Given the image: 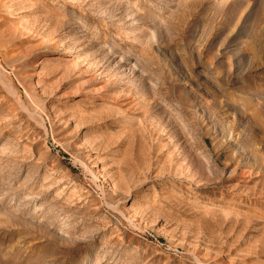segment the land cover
<instances>
[{"label": "rangeland", "instance_id": "374dc122", "mask_svg": "<svg viewBox=\"0 0 264 264\" xmlns=\"http://www.w3.org/2000/svg\"><path fill=\"white\" fill-rule=\"evenodd\" d=\"M0 264H264V0H0Z\"/></svg>", "mask_w": 264, "mask_h": 264}]
</instances>
